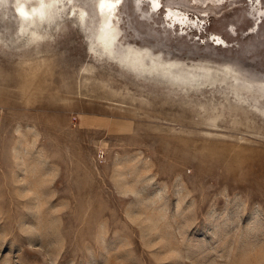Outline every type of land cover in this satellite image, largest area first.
Wrapping results in <instances>:
<instances>
[{
    "label": "rangeland",
    "instance_id": "374dc122",
    "mask_svg": "<svg viewBox=\"0 0 264 264\" xmlns=\"http://www.w3.org/2000/svg\"><path fill=\"white\" fill-rule=\"evenodd\" d=\"M16 1L0 8V264H264V0H120L116 43L186 78L104 49L98 0L36 28Z\"/></svg>",
    "mask_w": 264,
    "mask_h": 264
},
{
    "label": "bare ground",
    "instance_id": "6f19581e",
    "mask_svg": "<svg viewBox=\"0 0 264 264\" xmlns=\"http://www.w3.org/2000/svg\"><path fill=\"white\" fill-rule=\"evenodd\" d=\"M8 1L9 0H0V8L3 4L4 5L2 7H4L5 2ZM72 1L73 0H17L15 4V9H17L18 13L21 16H19L18 13V15H15L20 18V22L22 24L21 27L26 28L32 26L36 28L39 23L54 21L56 17H58L60 9L62 7L67 8L69 2ZM119 2L120 0H98L97 6L101 9L102 12L100 13L101 22L98 27V36L100 38V43L102 44V47L106 50H110V53L112 54H125V59L136 69H156L157 71H161L164 74L181 78H186L187 75H190V72H186L184 70L181 73L178 72L168 62L160 60L154 57L152 54H149V50L147 51L131 46L123 49L118 44V41L116 43V40L120 35L121 31L118 27L119 25H117L116 22L112 21V18L116 9L118 8ZM148 3H153L154 8H158L162 5V0H148ZM72 6L73 8H70L72 12L78 13L83 19L85 18L86 20L87 16H89L86 12L87 10L81 7L77 10V12L75 9L76 4L71 5V7ZM165 11H168L169 16L178 19L179 21L183 22L191 20V18L188 17L185 12H182L181 10L175 7L169 6ZM213 39L219 40L218 42L225 41L224 37L218 34H215V37Z\"/></svg>",
    "mask_w": 264,
    "mask_h": 264
}]
</instances>
